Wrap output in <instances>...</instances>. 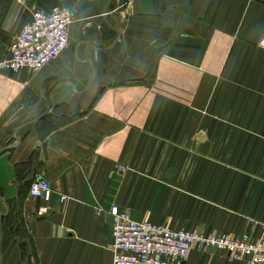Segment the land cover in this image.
Returning <instances> with one entry per match:
<instances>
[{
	"label": "crops",
	"instance_id": "0c3cea01",
	"mask_svg": "<svg viewBox=\"0 0 264 264\" xmlns=\"http://www.w3.org/2000/svg\"><path fill=\"white\" fill-rule=\"evenodd\" d=\"M57 6L73 12L66 50L0 68V264H112V207L258 238L264 0H0V61ZM38 177L47 202L29 195ZM183 264L247 263L194 249Z\"/></svg>",
	"mask_w": 264,
	"mask_h": 264
},
{
	"label": "built area",
	"instance_id": "2783aa9c",
	"mask_svg": "<svg viewBox=\"0 0 264 264\" xmlns=\"http://www.w3.org/2000/svg\"><path fill=\"white\" fill-rule=\"evenodd\" d=\"M73 19L72 10L64 7H54L49 12L33 10L30 21L0 62V68L13 72L43 70L66 49ZM258 46L264 49V27ZM29 195L49 201L53 196L51 183L45 178H36L30 185ZM60 200L66 201L67 197L60 196ZM109 213L112 264H183L194 249H216L225 251L232 259L244 258L247 264H264V223L260 237L253 240L246 234L237 238L203 236L149 221H136L129 212L117 207H112Z\"/></svg>",
	"mask_w": 264,
	"mask_h": 264
},
{
	"label": "rangeland",
	"instance_id": "374dc122",
	"mask_svg": "<svg viewBox=\"0 0 264 264\" xmlns=\"http://www.w3.org/2000/svg\"><path fill=\"white\" fill-rule=\"evenodd\" d=\"M18 4H22V3H20L18 0H12V5H18ZM57 7H62V6H57ZM64 8H67V7H64ZM69 9V8H68ZM40 10V9H39ZM43 11V10H42ZM68 46V45H67ZM67 48V47H66ZM66 50V49H65ZM64 50V51H65ZM63 51V52H64ZM62 54V53H61ZM60 54V55H61ZM59 55V56H60ZM3 60V59H2ZM1 60V61H2ZM0 61V62H1ZM246 162H248L247 160H243V159H236V163H235V166H244L245 164L246 165H248V163H246ZM258 177L260 176V175H257ZM264 223V221H262L261 223H260V228H261V233H262V224ZM183 230H186V231H190V230H187V229H183ZM190 232H192V233H195V234H198V235H203V236H211V235H228V236H230V237H235V238H237V237H240L241 235H243V234H246V235H249V234H247V233H243V234H241V235H239V236H233V235H231V234H229V233H215V234H204V233H196V232H194V231H190ZM261 233H260V235H261ZM260 235H259V237H260ZM249 237L251 238V239H253V240H256V239H258V238H252L250 235H249ZM214 250H216V249H214ZM217 251H219V250H217ZM222 252H225V251H222ZM226 253V252H225ZM227 255L231 258V255H229L228 253H227Z\"/></svg>",
	"mask_w": 264,
	"mask_h": 264
}]
</instances>
